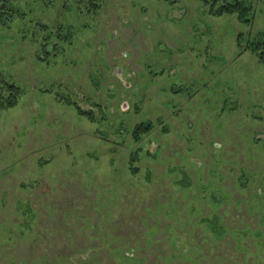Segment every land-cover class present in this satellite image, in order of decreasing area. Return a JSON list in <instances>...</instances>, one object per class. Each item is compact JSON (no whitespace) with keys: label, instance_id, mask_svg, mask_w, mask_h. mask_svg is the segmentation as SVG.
Here are the masks:
<instances>
[{"label":"rangeland","instance_id":"374dc122","mask_svg":"<svg viewBox=\"0 0 264 264\" xmlns=\"http://www.w3.org/2000/svg\"><path fill=\"white\" fill-rule=\"evenodd\" d=\"M241 1L248 22L210 15L202 0H103L96 13L76 0H8L25 16L0 24V81L21 90L0 108V264L86 258L90 246L95 264H167L169 253V264H264V204L259 213L249 198L264 193V63L245 50L264 31V0ZM38 22L64 27L54 53L38 51L48 36ZM67 99L98 120L100 104L106 120L90 123ZM147 121L133 176L125 129ZM202 164L224 182L208 174L199 185ZM180 167L193 180L186 192ZM240 169L260 172L255 186L237 189ZM200 189L233 196L218 212L222 241L198 223L211 211L191 203Z\"/></svg>","mask_w":264,"mask_h":264},{"label":"trees","instance_id":"16d2710c","mask_svg":"<svg viewBox=\"0 0 264 264\" xmlns=\"http://www.w3.org/2000/svg\"><path fill=\"white\" fill-rule=\"evenodd\" d=\"M203 1V5L204 7L207 8V12L210 15H215V16H219L222 14H228V13H237L238 15V19L240 21H250L249 19L247 20V16L250 15V9L251 7L247 6L244 1L241 0H202ZM78 7L82 6L80 9L83 10L82 8L85 9L86 12L89 13H96L101 9L102 6V2L103 0H76ZM25 16L24 12L19 11L17 8L11 6L8 2V0H0V24L2 25H7L10 24L14 21L17 20H22V18ZM37 26L40 28L41 32H43V34H48V36H44L43 35V40L41 43L40 48L38 49L39 52L47 54V53H54L56 48H59L60 45L62 44L65 40H66V35H64V33H62L63 30V26L61 25H57L56 27L52 28L53 32L49 30V27L47 25H41L40 22L37 23ZM64 31V30H63ZM32 41L34 43L37 44V41L33 39ZM49 46H52V49L49 51L47 48ZM250 50L251 52L254 53V55L258 58V60L262 63H264V31L260 32L258 34V36L253 39V40H248L245 46V50ZM2 89L5 90V92H2ZM6 93V97H4ZM21 94V90L18 86H16L13 83L10 82H5L4 80L0 81V108H11L14 107L17 104V98L18 96ZM66 104L68 106H71L74 108L75 112L79 115L82 116L83 118H86L87 121H89L90 123H94V124H98L100 122H104L106 120V111L101 107L100 104L97 103H92V105H94V107H97L101 113V118L100 120H98L96 118V114L94 113V111L92 110H82L74 100H70L67 99L66 100ZM103 124V123H102ZM127 130L129 131V129H125L126 133H129L131 136V140L133 141V145L131 147V150L129 152V157H128V164H129V169L131 171V175L135 176L136 173L139 170V167L136 166V163L138 162L139 159V154L142 152L143 147L141 146V139L143 135H147L149 134L152 130H153V124L150 121L147 122H139L138 124H136L132 130H130L129 132H127ZM164 131V129H163ZM165 132V131H164ZM95 133H97L98 135H102L101 132H99L98 130H95ZM185 161H187L186 159H184ZM190 165H192L193 163L188 162ZM213 163L217 166V169L220 168V163L217 161H213ZM185 165V164H184ZM194 166V164L192 165ZM206 164H202L199 168H197V172L199 173L196 176L197 182L199 185H203L205 183V179L204 176H208L209 173L205 174V169H206ZM186 168V167H183ZM182 167L179 168L178 171H173L174 173H177L179 178L176 179L179 189L182 192H186L188 189H191L193 187V180L191 178V176L188 174V172L183 169ZM176 170V169H175ZM245 171V172H244ZM255 171V170H254ZM256 172V176L255 177H251V175L247 176L246 175V170L245 169H240L239 170V177L237 176V178H235L234 180V184L236 185L237 189H248L249 186L253 187V184L255 186L256 183V179L258 177V174L260 172L255 171ZM224 174L219 172L217 173L215 176H211V178H216L217 181L224 182L223 176ZM245 175V176H244ZM242 178H244L245 180H242ZM264 179V178H263ZM149 180V179H147ZM264 182V181H263ZM224 185V184H223ZM262 186V185H260ZM225 187V186H224ZM263 189V186H262ZM199 191V190H198ZM200 191L204 192L206 191V196H204L203 198L198 197V194H195L194 200H190L191 203L193 201H200L199 204L200 206L203 204H208L211 208V211L208 212L207 215H203L198 219V223L202 224L205 232L208 233V235H210V237L212 238L213 243L222 241L224 239V236L227 233L226 230V224L223 222V216L220 215L218 212L220 209L229 206L231 203V198L233 197L230 195L231 197L229 198H218L216 197L214 194H212L211 190L209 189H200ZM226 193V192H225ZM227 193V194H228ZM224 194V192H223ZM263 190L261 195L257 194L256 191L252 192L251 196H249L251 202H253L254 204V209H257L259 211V213L262 212V205L264 204V200H263ZM263 196V197H262ZM242 203V202H241ZM241 203L239 205H241ZM238 205V206H239ZM161 209H159L160 212ZM184 211H186V218L184 219L186 222L188 221H192L193 223V216L195 214V209L193 207H187V209H185ZM184 213V212H183ZM202 213V212H200ZM183 220V227L185 226V221ZM180 223V225H181ZM192 224H190L189 226H191ZM182 227V225H181ZM192 229L187 231V234L190 233L192 234L193 232H195V229L193 228V226H191ZM193 230V232H192ZM186 233V232H185ZM151 235H148V237ZM183 240L185 242H187V238H183ZM116 243V242H115ZM119 244H122V242ZM171 244V243H170ZM109 242L106 243L105 247L108 248L109 246ZM173 244H171L172 246ZM136 249L139 248V244H135ZM96 247L90 246V248H87L86 250L82 251L81 253H88V256L86 258H83V256H78L76 257L75 252L70 253L69 256H71V258H69V256H67L66 254H56L55 257L51 260L50 264H95L97 261V254L93 253V251H91V249H95ZM110 250V255L114 256V255H119V256H123V249L121 248H109ZM90 251V252H88ZM179 252V255L183 258H186V253H184L181 248L179 250H177ZM133 254V260L136 258V255ZM164 262H167V264L171 263L173 261L174 258V254L169 253L167 256L162 257ZM132 260V261H133Z\"/></svg>","mask_w":264,"mask_h":264}]
</instances>
